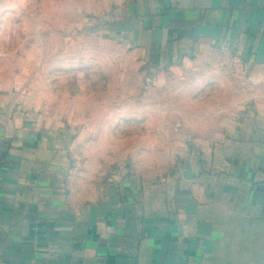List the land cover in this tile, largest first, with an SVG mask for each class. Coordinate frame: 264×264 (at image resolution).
I'll return each mask as SVG.
<instances>
[{"label": "crops", "instance_id": "1", "mask_svg": "<svg viewBox=\"0 0 264 264\" xmlns=\"http://www.w3.org/2000/svg\"><path fill=\"white\" fill-rule=\"evenodd\" d=\"M102 8L152 71L222 51L248 78L225 82L193 116L219 125L177 145L160 171L116 159L115 144H90L72 119L8 107L0 95V264H264V0Z\"/></svg>", "mask_w": 264, "mask_h": 264}, {"label": "rangeland", "instance_id": "2", "mask_svg": "<svg viewBox=\"0 0 264 264\" xmlns=\"http://www.w3.org/2000/svg\"><path fill=\"white\" fill-rule=\"evenodd\" d=\"M5 1L0 95L9 98L8 107L72 119L89 131L90 144H115L116 159L146 171L170 167L177 145L207 139L219 122L193 116L208 112L225 82L248 78L242 62L222 51L150 70L106 26L104 0Z\"/></svg>", "mask_w": 264, "mask_h": 264}]
</instances>
